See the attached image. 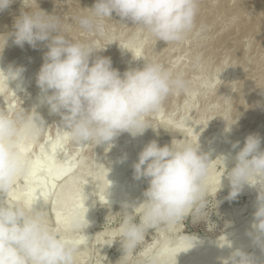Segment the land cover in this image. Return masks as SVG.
<instances>
[{
	"label": "clouds",
	"instance_id": "9594fccd",
	"mask_svg": "<svg viewBox=\"0 0 264 264\" xmlns=\"http://www.w3.org/2000/svg\"><path fill=\"white\" fill-rule=\"evenodd\" d=\"M13 2L0 0V11ZM23 4L27 7L24 0ZM198 11L199 0H95L89 13L76 19L82 29L103 34L105 20L115 13L156 41L179 44L195 32ZM13 27L10 35L18 46L27 43L35 48L37 42H46L48 51L36 77L41 93L39 104L47 105L50 114L60 116L58 127L74 143L111 146L122 133L133 138L143 135L150 127V113L158 111L169 95L189 91L183 74L173 73L156 60L143 59V67L121 74L112 67L109 57L93 58V53L106 47L69 39L61 18L41 9L22 11ZM6 39L4 36L0 52ZM24 71L23 67H0V78L9 87L10 81L21 80ZM46 128L35 107L31 112L16 115L0 110V197L10 191L17 178L30 174L32 164L20 146L36 142ZM232 148H239V141ZM220 157L226 167L228 157ZM233 159L234 167L227 173L231 185L227 199L235 200L245 184L259 186L252 231L248 234L264 248V150L260 137L248 135ZM213 161L208 153L201 152L199 143L173 140L170 145L160 146L153 140L144 146L133 169L134 179L145 178L148 187L141 202L122 204L123 219L118 230L123 251L120 260L126 264L149 230L172 227L189 215L200 220L206 209L205 181ZM36 203L37 200L10 203L0 198V264H75L79 250L89 243L85 234L91 225L87 218L89 208L85 205L82 215L69 216L61 230L49 224L46 211L37 209ZM197 239L194 237L193 245ZM141 264H168L166 249L146 252ZM223 264L255 261L236 249Z\"/></svg>",
	"mask_w": 264,
	"mask_h": 264
},
{
	"label": "rangeland",
	"instance_id": "374dc122",
	"mask_svg": "<svg viewBox=\"0 0 264 264\" xmlns=\"http://www.w3.org/2000/svg\"><path fill=\"white\" fill-rule=\"evenodd\" d=\"M227 1L228 0H202L204 8L210 10L209 8L220 5L222 7L221 11L224 10ZM229 1L233 3L234 1L239 0ZM24 3L28 8L24 6L23 0H14L7 9L0 11V48L3 47L5 36L7 39L2 52L6 51L8 57L11 59V56H13V68L25 65L24 69L26 73L25 77L21 80V83H19L20 87H13L11 82H9V87L6 85L0 88V110L8 112L10 115L23 114L25 110L30 107V102H32L37 95L41 94L40 89L36 84V77L44 62V55L48 51L46 42H37L35 48L27 43L21 47L14 43V37L10 35L14 32V21L20 16L22 11H36L41 9L45 13L59 16L61 18V26L64 34L69 39L74 41L94 42L98 48L106 47L104 50L93 53V58L96 56L109 57L112 61V67L118 69L121 74L126 71L125 65H129V69L135 68L131 64L134 48L132 41L126 43V52L121 60H117L114 54L115 48L122 43L125 35L133 36L145 32L139 27L133 26L134 24L131 21H121L117 19V21H115L116 25L111 27L104 22L105 26L103 34L91 33L82 29L77 22L76 18L81 15L77 12L78 8H76V0H24ZM74 12L75 14L76 12L78 13L76 14L77 16ZM87 12L89 13V11ZM209 13L211 14V12ZM210 14L207 12V14L204 13L197 17L196 30L188 37V39L179 44H168V47L166 46L167 48L165 47L164 50L162 48L161 53L156 55H144L151 46H154L157 43L155 38L145 34L143 41L138 44L137 54L142 57L144 56V59L159 61L167 68L172 61L187 64L186 68L184 67L180 73L183 74L184 78L189 82V91L186 93L169 95L163 102L159 112H153L157 117V121L164 118L175 121L176 118L183 115L184 110L182 106L187 102L188 97H191L194 109L192 108L185 113L190 119L188 130L196 124L195 120L199 118L200 121L203 122H201L202 125L199 129V133L200 135L205 136L214 130L221 117L224 103L226 102L228 120L233 121L236 118L238 121L236 131L238 134H242L245 130L247 131L252 128L258 121L259 117L264 115V99L258 101L256 97V94L259 93L261 96L264 93V15L255 16L249 14L250 17L247 15L245 22L248 23H245V30L234 35L235 37L233 36L228 39L226 37L223 38L225 39V42L222 43L216 51L210 52L212 50L211 43L213 40L220 36L223 37L225 33L228 32L231 24L230 21L235 19V15H230V13L228 14L227 12L216 13L213 16L211 15V17ZM108 32L113 33L110 42H108L109 44H107V41L105 40ZM107 51L109 52L108 54H106ZM201 60H203V62H201ZM229 62H232V67L228 69L226 68V65ZM222 65L223 68L218 69L220 66L222 67ZM9 66L10 65H2L0 67L7 69ZM217 71L218 73H216ZM216 74L218 77L215 85H209L208 83L210 79ZM202 79L208 80V82L201 84V82L205 81H202ZM250 79H253L254 82L250 83ZM24 80L27 82L23 83ZM200 80L201 82L199 83L198 81ZM244 81H248V83L251 84V86H246V83L244 85L247 87L248 91L250 90L255 94L254 96L257 101L254 104L256 106L252 108L253 111L250 107L245 106V111L237 116V104L239 100L237 90L242 86ZM229 82L234 85V88L228 95V99L225 101L222 91L224 90L225 85ZM249 87L252 88L250 89ZM2 91H5L4 95ZM255 98H253V100H256ZM261 98H263V96ZM261 100H263V103ZM211 105H214V107ZM44 108L46 109L48 106L45 105ZM44 108L42 110H44ZM39 113L41 114V112ZM153 113H150L147 117L148 125L150 127L144 132L146 133L150 131V128L154 129V137L150 141L155 140L160 146L169 144L173 140L187 141L186 136L183 133L181 134V132L167 131V129L162 128L156 123H150L149 117ZM43 119L46 122V130L24 154L29 162L34 156L36 145L46 138L52 139L53 135L60 129L58 127L61 120L59 115L51 114L50 116L43 117ZM205 120L207 121L206 125H204ZM66 139L67 140L64 143L65 156L75 154L77 148H81L76 155L78 157L80 156V158L82 157L83 161H87L89 164L88 169H80V171L76 173V181L83 179L87 174V171H90L91 165H95L93 162L95 160L93 158V156H95V149H97V161H99V159L105 161L110 156L111 146H108L109 144H105V147H107L108 150H102V144L80 145L72 142L67 134ZM120 140L121 137L118 139V142L121 143ZM150 141H144L143 145H145V142L147 144ZM22 145L25 146L26 144ZM118 150L119 151H115L111 156L113 157L116 156V154H120V150L122 151L123 147ZM219 170V167L216 166L215 171ZM229 171V167H225L220 171V174L225 175ZM131 173H133V171H131ZM61 178L55 182L58 191L62 188ZM139 181L141 183V193L143 195L144 190L148 187V183L145 178H141ZM21 186L22 182L17 178L10 191L4 197L0 198H6L10 203H22V199L13 195ZM27 186L30 187L29 184H27ZM230 191L231 185L229 182L224 189H217L211 194H207L206 209L200 220H194V218L189 215L181 223L172 227L161 226L156 231L149 230L145 235L144 242L138 246L126 264H137L139 262L138 255L140 251L144 249L149 250L150 248V252H152L154 246H156L162 239L167 243L178 235L182 236L190 234V236H197L201 233L207 234L208 237L213 238L224 229L233 227L234 224H236V221L231 217H228L229 215L227 212L229 209L234 208L235 203L237 206H240V204H246L248 197L245 194H241L235 200H229L227 197ZM59 203H61V201H59ZM229 205L232 207H229ZM90 207L92 212V225L89 228V233L92 235L94 233L103 232L101 240L106 242V246H104L102 251L101 264H125L124 261L120 260L123 256V251L119 241V234L115 231L121 225L123 210L115 206H108L109 208L107 207L106 209L99 200L95 199L94 194H92ZM43 210L46 211V218L49 224L55 227V220L52 214L48 211L47 207H44ZM252 212L253 211L251 210L243 209L242 215L243 217H246L252 214ZM110 229H112V234L107 233ZM114 240L116 241L111 245ZM93 245L88 249L85 257H83L81 261L75 262V264H94L95 261L98 260V252L96 248H93Z\"/></svg>",
	"mask_w": 264,
	"mask_h": 264
},
{
	"label": "bare ground",
	"instance_id": "6f19581e",
	"mask_svg": "<svg viewBox=\"0 0 264 264\" xmlns=\"http://www.w3.org/2000/svg\"><path fill=\"white\" fill-rule=\"evenodd\" d=\"M76 1V8H78L77 12L80 15L88 14L87 11H89V9L92 8L95 4V0ZM249 1L239 0L232 3L228 0L224 10L221 11L222 7L220 5H216L212 8H209L210 10H208L207 8H204L202 0H199V11L197 17H199V15H203L204 13L207 14V12L208 14H210L209 12H211L210 17L211 15L213 16L216 13L221 12H227L228 14L230 13V15H235V19L230 21L231 24L228 32L225 33L223 37L220 36L213 40V42L211 43L212 50L210 52L216 51L221 46V44L225 42V39L223 38L226 37L228 39L240 33L241 31H244V28L246 27L245 23H248L245 22V18L247 17V15L248 17H250L251 14L255 16L264 15V0ZM77 12L76 14H78ZM117 19L126 21L122 20L119 16L116 17V14L113 13L111 19L105 20V24L109 27L115 26V21H117ZM112 34V32H108V35L105 38L107 44H109L108 42H110ZM145 34L147 33L144 32L133 36L125 35L122 43L119 44L118 47H116L114 50L115 58L117 60H121L122 56L126 52V43L132 41L134 48L131 64L135 68L143 67L144 56L142 57L137 54V48L138 44L143 41ZM166 46L168 47V44L163 43V41H157V43L154 46H151L144 55L146 56L148 54H159L161 53L162 48L164 50ZM108 53L109 52L107 51L106 54ZM11 57L12 59L8 57V53L6 51L1 52L0 66H13V56ZM201 62H203V60H201ZM186 65L187 64L178 63V61H172L168 69L176 73H180L184 67L186 68ZM17 67L24 68L25 65H20ZM231 67L232 62H229L226 65V68L229 69ZM129 68V65H125L126 70H128ZM221 68H223V65L218 69ZM216 73H218V71ZM25 75L26 73L24 71L21 80L23 79V77H25ZM217 77L218 76L216 74L214 77H212V79H210L208 84L211 86L213 84L215 85ZM21 80L10 82L12 86L15 87L18 86L19 83H21ZM203 80L205 79H202V81ZM252 80L253 79H250V83L254 82V80ZM25 82L27 81L24 80L23 83ZM198 82L200 83L201 80ZM204 82H208V80L201 82V84ZM244 84L246 86H251L248 81H244L242 86H240L237 90L239 98L237 104V116L245 111V106H248L250 107V109H252L256 106L254 104L257 99L258 101L260 99H264V93L261 96L259 95V93L256 94V99L254 96L255 94H253V92L250 90L248 91L247 87ZM6 85L7 84L3 80V78H0V88ZM233 88L234 85L230 82L225 85L224 90L222 91L225 101L228 99V95L231 93ZM2 93L4 95L5 91H2ZM40 95L41 94L37 95L36 98H34L32 102H30V107L27 108L23 114L31 112L35 107L38 113L41 112V114L39 113L41 116L45 117L51 115L49 112V108L45 109V105L39 104L38 98ZM262 96L263 98H261ZM252 97L256 100H253ZM262 101L263 100H261V102ZM211 106L214 107V105ZM182 107L184 113L183 115H180L178 118H176L175 121H171L168 118L160 119L157 121V117L154 114L155 112L149 117V120L150 123H156L162 128L167 129V131L181 132V134L183 133L187 138L186 143H199L201 152L208 153L209 158L211 160H215L211 163L209 173L205 181L207 194H211L217 189H224L229 183L227 174H220V171L225 168L223 158L220 157L221 155H225L228 157L225 163L226 167H229V170H231V168L234 167L235 163L233 157L235 156L236 152H238L239 149L244 146L245 138L250 134L258 135L260 137L261 149L264 150V115L259 117L258 121L252 128L247 131L245 130V132H243L242 134H238L236 131V125L238 121L236 120V118L233 121L228 120V109L225 102L221 117L217 122L214 130L212 128L213 131L211 133L209 132V134L203 136L199 133V129L202 125V121H200L199 118H195L196 124L190 130H188L190 119L185 113L192 108L194 109V104L192 103L191 97H188L187 102ZM43 108L44 110H42ZM156 112H159V110ZM204 122V125H206L207 121L205 120ZM150 129V131L144 133L143 135L136 136L135 138H133L127 132L123 133L122 135L120 134L114 141H112L110 147V156L105 161H101L100 159L99 161H97L96 156L98 155L97 149H95V156H93V158L95 159L93 161L95 165H91L90 171H87V174L83 177V179L79 181L75 180L76 173H78L80 169H88L89 164L87 163V161H83L82 157L80 158V156L78 157L76 155L79 153V150L81 148H77L75 154L65 156L64 143L67 140L66 133L59 129L53 135L52 139L46 138L36 145L34 156L30 161V163L32 164V171L30 172V174L18 178L19 181L22 182V186L18 190H16L13 195L22 199V203H30L33 200H37L35 207L39 210H43L44 207H47L48 211L54 217L55 227L60 228L61 230L64 229L67 218L69 216L77 213L82 215L84 213L85 205L89 208L87 218L91 221L92 225V212L90 207L92 194H94L95 199L99 200V202H101L106 209L108 206H115L122 209V204L124 202L139 203L144 199V197L141 193L140 181L134 179L133 164L137 162L138 154L146 145V142L144 143L145 145H143V142L150 141L154 137V129ZM120 137L121 143L118 142V139ZM237 141H239V148L233 149L232 144ZM171 142L168 145H170ZM33 144L34 142L28 143L25 146L21 144V151L25 154V152ZM101 146L102 150H108V148L105 147V144H102ZM121 147H123V150H120V154H116V156L112 157L111 155L114 154L115 151H119L118 149ZM216 166L219 167V171H215ZM131 171H133V173H131ZM60 178L62 182V188L58 191L56 189L57 184H55V182ZM27 184H29L30 187H28ZM258 192V185L256 187H250L247 184L244 185L241 194H245L248 197L246 204H240V206H237L235 203L237 207L234 205V208L229 209L227 212L229 215L228 217H231L236 221V224H234L233 227L224 229L213 238H210L207 236V234L202 233L200 235L194 236L198 238L194 245L192 243L194 237L190 236V234L182 236L178 235L167 243H165L162 239L156 246H154L152 252L166 249L168 264H223V261L230 257L233 251H235L236 249H241L253 258L255 264H264V248H262L260 244L256 243L252 236L248 234L252 231L251 223L253 221V213L255 211ZM107 200L109 203L107 202ZM59 201H61V203H59ZM229 207L232 206L229 205ZM243 209H248L253 212L252 214L243 217ZM89 228L90 227L85 230V234L89 237V243L84 245L79 250L76 257V262L81 261L83 257H85L91 245L94 244L93 248H96L99 257L94 264H101L102 251L104 246H106V242L101 240L103 232L94 233L91 235L89 233ZM111 230L112 229H110V231L108 230L107 233L112 234ZM118 230L119 228L115 231L118 233ZM156 230L157 229L153 231ZM68 235H75V233H68ZM150 251V248L149 250H141L138 255L139 262L137 264H141L144 254Z\"/></svg>",
	"mask_w": 264,
	"mask_h": 264
}]
</instances>
